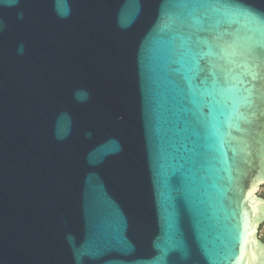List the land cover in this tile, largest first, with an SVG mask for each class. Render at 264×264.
<instances>
[{"label":"water","instance_id":"1","mask_svg":"<svg viewBox=\"0 0 264 264\" xmlns=\"http://www.w3.org/2000/svg\"><path fill=\"white\" fill-rule=\"evenodd\" d=\"M0 264H264V0H0Z\"/></svg>","mask_w":264,"mask_h":264},{"label":"snow or ice","instance_id":"2","mask_svg":"<svg viewBox=\"0 0 264 264\" xmlns=\"http://www.w3.org/2000/svg\"><path fill=\"white\" fill-rule=\"evenodd\" d=\"M205 43H207V41H205ZM210 54H212L211 53V49H209V52L208 53H199V55H210ZM195 55L196 54L193 55V59H195Z\"/></svg>","mask_w":264,"mask_h":264}]
</instances>
